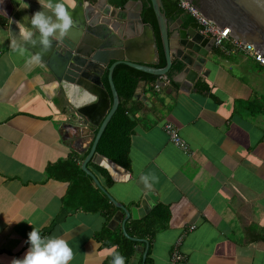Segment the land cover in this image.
<instances>
[{"label":"crops","instance_id":"1","mask_svg":"<svg viewBox=\"0 0 264 264\" xmlns=\"http://www.w3.org/2000/svg\"><path fill=\"white\" fill-rule=\"evenodd\" d=\"M117 2L108 0L116 7ZM59 3L69 10L76 5L75 0H0V264L24 257L34 227L45 239L68 242L69 264H106L118 250L100 240L112 220L67 207L69 183L47 175L51 164L73 153L82 158L92 143L70 128L78 121L46 65L28 62L35 56L26 46L36 30L33 15L42 12L47 19ZM129 8L140 11L139 4ZM172 17L171 24L181 20L185 28L193 19L185 11ZM20 25L32 31L30 39L23 38ZM196 28L201 31L197 22ZM149 40L138 39L134 58L152 66L158 58L159 65L157 36L156 47ZM210 59L206 74L188 92L181 90L182 80L174 86L160 77L159 90L141 82L127 105L135 122L130 168L116 179L102 167L114 181L108 191L119 202L138 207L152 192L156 207L168 216L149 242L151 264H168L176 247L185 256L179 264H264V67L230 42L215 48ZM173 66L182 65L176 60ZM167 124L178 129L188 152L171 142ZM145 246L137 247L128 264H141L138 248Z\"/></svg>","mask_w":264,"mask_h":264},{"label":"water","instance_id":"2","mask_svg":"<svg viewBox=\"0 0 264 264\" xmlns=\"http://www.w3.org/2000/svg\"><path fill=\"white\" fill-rule=\"evenodd\" d=\"M187 1L218 27L230 29L234 39L253 45L258 56L264 55V0ZM75 2V7L70 10L74 15L75 26L67 35L61 37L60 29H55L53 35L48 37L50 44L46 46L42 42L43 34L39 26L35 25L34 36L26 46L39 55L40 61L46 65L68 99L69 114L78 121V125H71L70 128L79 132L78 138L82 141L87 138L92 141L90 152L82 162V170L118 209L109 228L113 229L121 223L126 238L145 243L144 250L138 248V251H143V264H146L150 243L146 239L131 237L126 224L149 215L156 207L158 197L152 192L147 193L140 206L129 209L111 195L89 168L91 162L95 163L108 169L116 179L120 171H126L97 153L100 139L121 104L113 74L117 66L124 64L150 75L167 77L177 60L183 67L174 79L182 80L181 90L188 92L197 79L206 74L203 70L211 63L210 56L216 48L215 40L202 34L195 26L182 27L181 20L178 26L171 24L163 0H130L122 7L110 5L108 0ZM146 3L153 9L158 23L166 58L164 68L156 67L158 58L155 66L143 64L134 58L135 46L142 35L149 37L155 47L157 45L152 24L146 23L143 18ZM131 4H139L140 11L131 13ZM47 20L50 24L62 22L55 11H50ZM106 72L111 96L103 82ZM93 128H97L98 132L95 133Z\"/></svg>","mask_w":264,"mask_h":264},{"label":"trees","instance_id":"3","mask_svg":"<svg viewBox=\"0 0 264 264\" xmlns=\"http://www.w3.org/2000/svg\"><path fill=\"white\" fill-rule=\"evenodd\" d=\"M117 1V5L122 7L130 0ZM163 3L169 21L173 20L172 16L177 18L184 15V11L180 8L179 0H163ZM143 18L146 23L152 24L156 32L159 46L161 48V54L163 56V60L157 68H164L166 66V59L163 54L158 23L153 9L149 8L147 3L145 4ZM193 19L191 18L187 22L188 26L192 25L196 27V20L194 19V21ZM179 71H181L180 66H173L167 75L168 81L174 86H177L174 77ZM113 80L120 96L121 104L100 139L97 146V153L128 170L130 168L131 135L135 128V122L131 119L127 105L135 97L136 91L141 82H148L153 84V87L156 88L160 77L138 71L122 64L116 67L113 74ZM103 82L111 96L108 72L103 76ZM97 132L98 129L95 133ZM90 149L82 158H79L77 154L73 153L68 159L51 164L47 168V175L51 179L69 183L68 193L65 198V205L67 207L74 210L103 213L106 216L107 221L110 222L118 212V209L95 185L94 180L82 170V162L89 154ZM90 167L93 168L94 174L107 190L114 185V181L106 169L97 166L92 162L89 164V168ZM161 219L167 221L168 216L164 217V209L158 205L146 218L138 221H129L126 225L127 233L131 237L146 239L151 243L157 231L156 227ZM100 240L104 242L105 246H118V250L109 257L106 264H112V260L116 253L122 254L125 257V264H128L136 254L137 247L145 246L142 242H134L126 238L123 235L121 227L112 231L108 225L104 232L101 233ZM141 264H143L142 258ZM146 264H151L150 250L148 252Z\"/></svg>","mask_w":264,"mask_h":264},{"label":"clouds","instance_id":"4","mask_svg":"<svg viewBox=\"0 0 264 264\" xmlns=\"http://www.w3.org/2000/svg\"><path fill=\"white\" fill-rule=\"evenodd\" d=\"M48 6L51 7V5ZM72 7H75L74 3ZM55 12L62 21L61 23L50 24L42 12H36L31 20L32 25L39 26L43 34L42 42L46 46L50 44L48 37L53 35L55 29L59 28L60 36L63 37L75 26L73 12L69 10V7L65 3L57 4ZM21 31L25 40L32 37V31L29 28L21 27ZM12 47L13 50L17 47L14 41ZM23 54L24 50L21 48V55ZM39 60V55H35L31 56L28 62H38ZM145 184L151 187V184L147 183L146 177ZM28 235L31 247L22 259H14L12 264H69V261L73 258V249L65 239L59 237L45 239L42 237L40 229L35 227ZM112 264H125V257L120 253H116Z\"/></svg>","mask_w":264,"mask_h":264},{"label":"built area","instance_id":"5","mask_svg":"<svg viewBox=\"0 0 264 264\" xmlns=\"http://www.w3.org/2000/svg\"><path fill=\"white\" fill-rule=\"evenodd\" d=\"M179 5L183 11H185L196 20L197 24L201 27L202 34L215 40L216 48L222 49L224 48L226 42H230L235 51L253 58L256 62L264 67V55L258 56L257 51L253 45L244 44L241 41L234 39L230 33V29H222L215 25L212 21L202 16L200 12L187 0H179ZM162 78L165 82L168 81L167 77ZM156 89L159 90V86H156ZM165 131L173 144L183 148L186 152H188V145L179 136L178 129L174 125L167 124L165 126ZM184 259L185 256L181 253L178 247H176L170 256L168 264H179V262H182Z\"/></svg>","mask_w":264,"mask_h":264},{"label":"bare ground","instance_id":"6","mask_svg":"<svg viewBox=\"0 0 264 264\" xmlns=\"http://www.w3.org/2000/svg\"><path fill=\"white\" fill-rule=\"evenodd\" d=\"M113 169V168H112ZM114 172V171H113Z\"/></svg>","mask_w":264,"mask_h":264}]
</instances>
